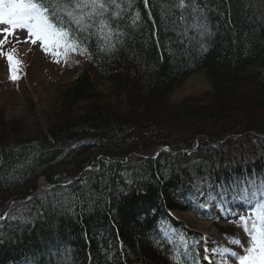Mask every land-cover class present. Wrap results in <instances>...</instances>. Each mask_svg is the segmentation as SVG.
<instances>
[{"label": "trees", "instance_id": "trees-1", "mask_svg": "<svg viewBox=\"0 0 264 264\" xmlns=\"http://www.w3.org/2000/svg\"><path fill=\"white\" fill-rule=\"evenodd\" d=\"M117 2L126 7L122 0ZM166 3L169 0H149V17L142 0H133L121 22L124 43L108 56L89 58L83 53L86 65L60 89L58 112L44 125L27 129L22 120L9 119L0 111V212L8 197L32 193L40 179L54 183L82 174L67 185L68 193L81 194L79 200L55 204L61 198L41 189L27 203L31 211H23V204L10 208L8 213L24 220L0 222V264L88 260L90 264H191L160 249L162 242H151L153 212L162 198L175 194L177 187L183 195L186 188L193 192L200 184L221 186V177L238 172L237 168L250 169L252 174V167L242 159L247 150L255 154V173L264 175V138L250 134L227 143H246V149L230 151L227 162L229 153H215L206 145L192 156L201 158L195 166L180 165L165 151L156 160L119 161L131 151L143 155L158 144L180 142V136L159 128L161 113L182 117L197 111L221 121L229 116L223 112L241 104L238 115L244 117L239 118L244 129L264 132V0H208L214 35L206 38V51L194 42L181 44L175 32L161 28L158 13ZM137 10L142 19L132 25ZM153 21L160 28L158 37L151 35ZM95 49L93 38L88 52ZM198 69L208 78L212 93L182 105L171 101L175 90ZM138 125L141 132L133 137ZM97 161L99 170L89 171L88 167L98 166ZM82 181H87V188ZM86 191L92 195H83ZM52 192L65 189L55 187ZM206 192L217 193L211 187ZM41 195H47L43 207ZM171 200L176 203L174 196ZM37 210L44 214L37 217ZM173 229L184 235L183 229ZM221 231L230 241L227 230Z\"/></svg>", "mask_w": 264, "mask_h": 264}, {"label": "snow or ice", "instance_id": "snow-or-ice-1", "mask_svg": "<svg viewBox=\"0 0 264 264\" xmlns=\"http://www.w3.org/2000/svg\"><path fill=\"white\" fill-rule=\"evenodd\" d=\"M122 2L126 7H122L117 0H0V25L7 26L0 27V36H3V39H0V48L8 42L9 36L20 29L27 31L26 41L30 40L33 44L39 41L46 53L50 52L57 57V62L59 57L63 56L67 59L70 52L77 51L81 54L87 53L89 58L93 54L108 56L118 51L117 44L124 43L123 37L126 33L122 30L121 22L125 19L127 10L133 7V0H122ZM142 4L145 9H149V0H142ZM156 6L155 3L152 5V7ZM210 10L208 0H169V3L160 6L159 24L164 30L170 28L175 32L181 44L185 41L189 44L194 42L201 50L206 51L205 40L214 35L207 14ZM147 14L151 17L150 9ZM141 19V12L137 10L131 17L132 25H136ZM159 31L156 21H153L151 35L158 37ZM190 31L194 34L189 35ZM93 38L96 41L95 53L88 52L89 41ZM14 51L7 53V59L10 78L17 80L19 77L15 65L19 64V60L15 59ZM89 171L92 169L89 168ZM82 185L87 188V181H82ZM55 187L52 185L42 189L48 195L61 198L56 199L55 204H70L80 199V193L67 192V185L61 186L65 189L63 193H53L52 189ZM233 187L249 201L250 211L247 216L239 217L248 236V246L244 248V254L238 255L232 251L231 256L238 260V264H264V175L253 172L236 177ZM83 195L90 196L92 193L86 191ZM38 198L42 201L41 207H43L47 203V195ZM32 200L33 197H28L27 201L21 202L25 205L23 211H31L27 207V202ZM201 206L207 207V203ZM43 214L37 210L36 216ZM18 219L24 220V217L10 213L0 216V222ZM181 239L183 240V237ZM232 242L241 243L239 239H234ZM204 251L209 250L205 248ZM228 251L230 250L227 248L222 249L221 254ZM29 264H35V261ZM223 264H227V261Z\"/></svg>", "mask_w": 264, "mask_h": 264}, {"label": "bare ground", "instance_id": "bare-ground-1", "mask_svg": "<svg viewBox=\"0 0 264 264\" xmlns=\"http://www.w3.org/2000/svg\"><path fill=\"white\" fill-rule=\"evenodd\" d=\"M259 1H263V0H258V2ZM78 70L76 71V73L78 72ZM199 73H203V75L206 77L205 73L202 70L198 69L190 73L186 78L185 82ZM185 82L183 84H185ZM183 84H181L180 86H182ZM178 105H182V103L180 102L178 103ZM242 108L243 106H241L240 104V105L232 106V108L223 112V114L229 115L227 118H225L224 120L225 123H220V120L217 121L216 117L210 115V113H207L205 115L199 114L196 111V109H194L196 111L195 113L194 112L189 113L188 116L182 115V117L180 116V114L178 116V113L171 116L170 115L166 116L164 113L160 112L161 113L159 119L160 122L158 121V123L160 124L159 128L163 129L164 134H167V131H170L172 132L173 135L180 136L181 138L180 142L176 140V143H173L172 145L158 144V146L156 147L146 149L143 155L138 153L137 151H131L127 154H124L122 158L119 159V161H123V160L128 161L129 159H136V161L137 160L139 161L140 159L138 157L145 160H156L158 157H160L159 155L164 152L159 150L165 148L168 150L167 154L171 155V158H173L175 162H178L180 165L187 163L191 166H195L194 165L195 163L193 162L200 160L201 158L197 156V158L194 159L192 156L195 154V152L198 150L199 147L201 148V145H206L208 147L213 148L214 152L218 154L229 153L234 149L240 152L242 149L243 150L246 149V143L240 142L236 146H228L227 143L230 141L232 142L236 141V139L242 140L243 135L246 136L247 134L254 135L255 137L264 138V132L263 133L260 132L259 129L254 130L255 128L250 127L249 124H248L249 127L246 128V130L244 129L243 123H241L237 118V115L242 110ZM209 115L213 117L208 118ZM241 117H243L242 114L240 115V118ZM139 126L142 125H138L136 130L132 131L133 137H136L141 132ZM180 133H183L184 135ZM238 152H237V156H238ZM244 153L246 154L244 158L242 156V159L245 161V164L252 167L253 172L255 173V166L258 164H255L256 160H255L254 152L247 150V152ZM229 155L230 153L224 158L225 162H227ZM189 157L191 158L189 159ZM102 158L113 161L112 159L107 158L105 156ZM98 163L99 162L97 161V165ZM99 168L100 165L94 166L93 170L94 169L99 170ZM243 169L245 168L244 167H242L241 169L237 168L236 170L238 172L227 175L225 177H221V182H220L221 186L218 185L210 186L215 192H217L216 194L207 193L206 190L210 187H208L207 184H203V186H201L200 184L195 188V191L193 192H191L188 188H186L183 195H182L183 189L181 187H177L175 188L174 191L175 194L170 193L169 196L170 199L162 198L163 200L161 199L162 200L161 204L158 205V207L155 208L154 209L155 211L153 212V216H154V218H152L153 226L150 229L151 242L156 244L159 241L162 242L160 243L159 248L169 251L171 254L173 253L176 254L179 258L182 259V262L185 261L191 264L202 263L204 258L201 256H205V257L208 256V251L207 252L204 251L205 243L204 241H202L201 245H199L200 247L197 248L196 245L197 240L193 238L191 240L190 237L187 236L188 232H186V230L188 229L190 231L189 228L192 227L201 231L205 236L212 235L213 237H215L216 234L215 230L211 228L208 223L201 222L194 213H196L197 215H205V216L212 214L214 215L215 207L212 205L213 204L212 199L214 198L218 199L217 196L227 197L228 195V197L234 198L236 202H240L239 204H236L237 207H239V205L243 201H245L246 198H244L242 194H239L238 189L233 187V181L236 177L250 174V169L248 171H243ZM145 170H146L145 168L142 169L140 173H142ZM255 174L260 175L257 172ZM81 175L82 174H78L77 177L79 178ZM77 177L75 176L71 179H67L63 181L57 180V182L54 183H50L45 180L44 187L41 188L39 186L37 187L36 185V188L32 193L30 192L23 196L18 194L12 196V198L8 197L5 200V203L7 204L6 207L5 206L1 207L2 212H0V216H3L5 213H8L13 205L22 204L21 202L27 201L28 197H34V195L39 190L47 188L52 185H55L56 187H61L62 185H69L68 182L71 181L73 183L77 179ZM182 181L185 185L187 179ZM167 182L170 183L168 179ZM201 187H204L206 189H203ZM201 193H203V195ZM172 196L176 198L175 204L171 200ZM167 201H170V203L169 204L166 203ZM206 203H207V207L201 206ZM223 206L227 210L228 208L227 204L223 203ZM182 209H187V210H182ZM199 209H201L202 211H200ZM205 209L208 212H204ZM189 212H194V213H189ZM219 215L223 217L225 214L221 213ZM239 215L240 214H238L237 217ZM173 227L183 229L185 231L184 235L178 233L176 230L173 229ZM181 237H183V240L181 239ZM122 257H120V259L122 260L123 263H125L124 262L125 259L124 257L123 258ZM88 261L89 263H85V264H90V260Z\"/></svg>", "mask_w": 264, "mask_h": 264}, {"label": "rangeland", "instance_id": "rangeland-1", "mask_svg": "<svg viewBox=\"0 0 264 264\" xmlns=\"http://www.w3.org/2000/svg\"><path fill=\"white\" fill-rule=\"evenodd\" d=\"M0 27L7 26L0 25ZM27 37L26 30L17 29L13 35L8 37V42L0 48V111H3L9 119L22 120L27 129L35 130L58 112L60 89H64L69 84L76 71L86 65V60L83 54L77 51L70 52L67 59L63 56L59 57V62H57V57H54L50 52L46 53L39 41L33 44L30 40L26 41ZM0 39H3V36H0ZM18 40L19 42H17ZM13 50H15V59L19 60V64L15 65L16 74L19 77L17 80L10 78L7 59V53ZM210 91L211 87L207 78L203 73H199L178 87L175 94L172 95L171 101L178 104L187 100H194V98L196 99L203 93ZM237 118L240 120V115H237ZM220 123L225 122L221 120ZM44 181V179H40L38 185L42 186ZM212 202L215 207V216L211 215L209 218V216L203 217L194 212L189 213H194L201 222L208 223L215 230V237L212 235L205 236L201 231L192 227L189 228L190 231L186 230L187 236L195 237L197 248L204 241L205 248L209 250L207 256L209 264H223L224 261H227V264H238V260L231 256V252L235 251L238 255H242L244 248L248 246V236L244 232L239 217L241 215L247 216L249 212H243L230 221L229 217L232 216V213L221 209L220 204L228 203L236 208L235 204L240 202H236L234 198L228 197V195L227 197L220 196L218 199L214 198ZM244 206L239 207V209H246ZM221 210L228 218L217 215L220 214ZM204 212L208 211L205 209ZM233 214L237 215L238 213ZM214 217L218 219H214ZM222 228L227 230V235L230 236V241L227 243L223 238L224 234L220 231ZM234 239H239L241 243H233ZM219 244L229 249L230 254L223 252L219 255L216 250L213 251L214 246Z\"/></svg>", "mask_w": 264, "mask_h": 264}]
</instances>
